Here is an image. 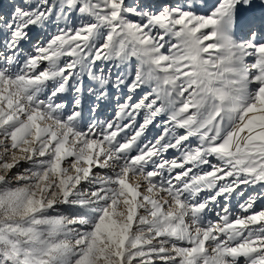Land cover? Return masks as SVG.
Wrapping results in <instances>:
<instances>
[{"label": "snow or ice", "instance_id": "snow-or-ice-1", "mask_svg": "<svg viewBox=\"0 0 264 264\" xmlns=\"http://www.w3.org/2000/svg\"><path fill=\"white\" fill-rule=\"evenodd\" d=\"M0 264H264V0H0Z\"/></svg>", "mask_w": 264, "mask_h": 264}, {"label": "rangeland", "instance_id": "rangeland-1", "mask_svg": "<svg viewBox=\"0 0 264 264\" xmlns=\"http://www.w3.org/2000/svg\"><path fill=\"white\" fill-rule=\"evenodd\" d=\"M5 2H6V0H5ZM110 111V110H109Z\"/></svg>", "mask_w": 264, "mask_h": 264}]
</instances>
